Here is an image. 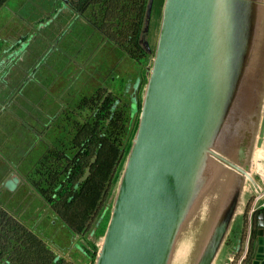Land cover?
<instances>
[{"label":"rangeland","instance_id":"374dc122","mask_svg":"<svg viewBox=\"0 0 264 264\" xmlns=\"http://www.w3.org/2000/svg\"><path fill=\"white\" fill-rule=\"evenodd\" d=\"M165 2L154 0L149 30L140 37L148 57L134 61L118 46L122 38L110 25L108 33L107 25L104 33L98 28L90 2L80 8L76 0H0V264H8L9 258L12 262L14 251L33 235L43 240L57 264H90L94 258L86 247L94 243L101 251L121 179L80 228L73 223V212H57L34 181L41 179H36L40 160L48 149L74 153L83 147L88 134L81 128L92 117L100 95L108 92L118 100L129 99L132 118L136 117L139 96L144 98L153 68ZM236 5L231 2L226 23L231 54L216 122L221 125L208 143L214 155L202 158L175 225L166 264H198L206 256L213 242L207 234L224 194L221 182L215 185L221 176H212V170H218V162L234 165L221 152L240 150L241 140L249 135L245 124L257 115L255 129L264 117V27L254 32L249 25L243 28L235 18ZM209 164L213 168H206ZM254 187L259 195L255 183Z\"/></svg>","mask_w":264,"mask_h":264},{"label":"water","instance_id":"95a60500","mask_svg":"<svg viewBox=\"0 0 264 264\" xmlns=\"http://www.w3.org/2000/svg\"><path fill=\"white\" fill-rule=\"evenodd\" d=\"M212 2H165L159 44L143 100L139 128L96 264H166L175 225L206 154L201 155L199 164L194 167L193 162L202 147L198 143L192 150L189 138L194 130L205 25ZM153 3L154 0H149L146 10V33ZM208 80L210 83V77ZM214 83L218 87L219 79ZM221 97L222 88L220 108ZM220 125L215 124L209 139ZM217 157L222 160L221 156ZM231 166L239 167L236 164ZM90 172L91 166L83 179ZM258 220L264 227V212L258 215ZM225 231L226 223L220 224L214 241H220ZM199 261L198 264H206L201 259Z\"/></svg>","mask_w":264,"mask_h":264},{"label":"trees","instance_id":"16d2710c","mask_svg":"<svg viewBox=\"0 0 264 264\" xmlns=\"http://www.w3.org/2000/svg\"><path fill=\"white\" fill-rule=\"evenodd\" d=\"M76 1L80 8H84L89 2L93 4L92 13L97 17L98 28L104 33L103 27L110 25L122 38L118 46L131 59L135 61L142 56L148 57L140 37L145 28L149 0ZM108 29L111 28H104L107 33ZM98 99L92 117L81 128L82 134L84 131V134H88V138L82 143L83 147L74 153H67L65 148L48 149L41 159L38 170L40 177L36 178L41 179L34 181L45 201L57 212H73V223L78 228L83 226L86 217L97 211L108 189H112L113 184L120 181L137 135L144 100L139 96L138 113L132 118L129 99L121 101L108 92ZM78 143L81 144L79 141ZM94 157L95 161L92 162ZM89 166L91 172L83 179ZM67 223L74 226L70 221ZM75 226L73 229L77 230ZM99 236H104L103 231L99 232ZM32 237L14 251L15 257L12 262L9 258L8 264H57L43 240L35 235ZM99 249L95 243L93 247H86L88 255L94 258L90 264L97 263Z\"/></svg>","mask_w":264,"mask_h":264},{"label":"crops","instance_id":"0c3cea01","mask_svg":"<svg viewBox=\"0 0 264 264\" xmlns=\"http://www.w3.org/2000/svg\"><path fill=\"white\" fill-rule=\"evenodd\" d=\"M232 1H237L234 11L235 18L237 16L239 22L241 20L243 28L246 29L249 25V30L252 28V32H254L255 29L260 30L264 27V0L225 1L223 12L225 75L228 71V56L231 54L228 50L229 38L226 31V23ZM243 1L248 2V6L247 4L239 5V2L242 3ZM256 23H258V26H256ZM238 28L240 29L239 23ZM239 32L238 30L237 34ZM248 50L249 52L253 51L249 48ZM257 120L258 116L255 115V117L248 120L249 122L245 124V127L247 125L249 135H246L245 139L241 140L240 150L237 148L233 154L221 152L224 158L233 161L239 167L236 169L226 162H218V170L216 172L212 170V176H221L215 185L217 186L221 182L224 194L217 204L218 215L214 220L212 228L209 229L210 233L207 234L213 238V242L209 244V251H206V256H202L201 258L206 264H239L244 254L245 257L242 264H264V227L259 225L258 220V215L263 213L264 210L254 215L253 228L249 234V214L258 196L254 194V183L257 184V181H259L261 184L259 188L264 192V135H261L264 117L260 118L259 122H256L259 130H257L256 126L254 129L253 121ZM251 123H253L252 126H250ZM232 124H236L235 118ZM242 130L241 138L243 136ZM243 146L245 148L242 151ZM208 167L213 168V164H209L206 168ZM250 181H254V183L251 184ZM215 185H211V187ZM204 219L208 222V219ZM222 223H226V231L220 241H214L216 228Z\"/></svg>","mask_w":264,"mask_h":264},{"label":"bare ground","instance_id":"6f19581e","mask_svg":"<svg viewBox=\"0 0 264 264\" xmlns=\"http://www.w3.org/2000/svg\"><path fill=\"white\" fill-rule=\"evenodd\" d=\"M226 0H213L209 8L203 44L202 77L197 100L196 118L190 143L192 150L201 145L193 165L197 167L203 154L214 155L208 145L209 137L220 114V93L224 78L223 12ZM210 77V83L208 78ZM219 79L218 87L213 84ZM202 135V139H201ZM189 166L192 167V164Z\"/></svg>","mask_w":264,"mask_h":264},{"label":"built area","instance_id":"2783aa9c","mask_svg":"<svg viewBox=\"0 0 264 264\" xmlns=\"http://www.w3.org/2000/svg\"><path fill=\"white\" fill-rule=\"evenodd\" d=\"M264 192L260 189L259 190V195L256 197L255 202L250 210V214H249V220H250V224H249V234L250 231L253 228V217L254 215H256L258 212L264 210ZM245 254L244 256L240 259L239 264H242L243 260H244Z\"/></svg>","mask_w":264,"mask_h":264}]
</instances>
